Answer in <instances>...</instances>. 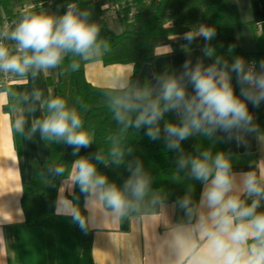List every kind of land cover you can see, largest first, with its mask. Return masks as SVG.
<instances>
[{"label": "clouds", "instance_id": "obj_1", "mask_svg": "<svg viewBox=\"0 0 264 264\" xmlns=\"http://www.w3.org/2000/svg\"><path fill=\"white\" fill-rule=\"evenodd\" d=\"M100 32L91 13L76 3H67L61 15L26 11L11 27L0 29V75L35 81L41 74L47 76L50 70L59 68L66 59L67 70L78 71L81 60L100 58L108 51ZM215 36V28L204 24L182 36L188 42L185 48L197 37L204 39L202 52L212 60L207 65L201 59L193 65L188 59L179 74L154 73L144 84L133 79L135 65H129L128 72L104 93L118 127V132L107 138L106 153L98 150L79 155L82 148L94 143V134L85 127L77 107L69 106L51 87L47 94L37 87L4 90L10 98V111L17 114L12 121L15 134L31 141L39 133L47 145L70 146L77 157L70 168L54 163L46 169L47 177L61 178L54 201L57 216L70 217L87 233L103 219L121 224L138 219L143 223L145 217L166 209V197L153 189V177L142 160H126L133 149L124 146V134L129 129L146 128L144 134L150 140L163 138L168 150L179 153L177 173L182 171L183 178L202 184L198 201L193 199V185L189 184L185 194L173 202L172 208L183 213L182 219L157 245L154 259L159 264H264V167L258 161L250 170L236 172L231 152L214 153L212 148L197 144L195 154H187L181 147L182 141L193 136L235 141L238 147H247L249 134L264 139L248 108L249 103L259 108L264 102V59L257 65L254 60L235 56L229 63L208 43ZM154 51L157 55L169 54L172 48L157 45ZM233 74L239 95L232 83ZM169 112L176 114L178 122L164 119ZM218 132L226 135L217 136ZM10 159L13 167L9 169L19 170L18 153ZM99 164L125 165L129 175L122 186L117 185L99 171ZM77 187L84 197L83 209L76 202L80 198L75 193ZM4 222L12 221L0 215V223ZM129 264H144V258L131 256Z\"/></svg>", "mask_w": 264, "mask_h": 264}, {"label": "trees", "instance_id": "obj_2", "mask_svg": "<svg viewBox=\"0 0 264 264\" xmlns=\"http://www.w3.org/2000/svg\"><path fill=\"white\" fill-rule=\"evenodd\" d=\"M23 1V0H16ZM40 6L28 10L13 8L15 0H0V29L12 20L18 19L24 12L38 9L48 0H38ZM76 3L81 10H88L91 18L101 27L100 37L109 45L108 51L100 58L104 64L135 65L136 76L143 63H149L154 73H171L170 65L164 64L160 68L153 67L155 59L156 39L163 35L182 34L197 25L204 24L214 27L216 36L210 42L215 48L217 55L223 56L229 63L235 56L245 58L252 56L257 65L262 60L261 53L244 52L238 42L237 31L244 24L235 4L231 0H107L109 6L115 8L118 27L111 28L105 16V9L96 0H50L51 5H56L64 13L67 3ZM203 38L199 37L198 46L205 45ZM231 47V52L229 48ZM214 59V58H213ZM68 60L60 66L62 80L57 86V94L65 98L69 106L77 107L85 127L94 134V143L88 148H82L79 155L86 156L94 154L98 150L105 153L109 147L108 137L118 132V127L112 118L110 108L104 95L109 87L92 85L84 76V60L80 61L78 71L67 70ZM147 79V80H145ZM15 78L8 83H2L0 76V88L11 89ZM150 82L143 77L140 84ZM236 94L239 95V85L236 83L235 74L232 79ZM4 110H10V98L3 106ZM255 124L259 130H264V102L259 108L253 107ZM165 120L178 122L174 112L165 114ZM163 127V121H161ZM146 128L138 131L129 129L124 134V146L133 149L128 159L139 158L145 169L153 177L152 187L161 191L167 203H173L178 197H182L187 191L188 185H193V199L198 201L202 184L199 181L188 180L181 171L177 173L176 160L179 153L168 150L163 138L157 141L150 140L144 133ZM215 140V143L213 142ZM201 144L204 148H212L213 152L225 151L224 141L209 140L205 137L193 136L181 142V147L187 154H195V145ZM49 147L48 157L38 164L31 165L30 180L23 186L20 198V206L24 215L25 225L28 227L41 226L44 232L47 256L49 264L53 263L55 254L54 243V201L57 195L61 178H50L46 176V169L50 164L64 163L66 168L77 157L72 155V147L63 144L47 145ZM98 169L106 174L111 182L117 185L123 184L129 173L125 165L119 167L112 165L104 167L99 164ZM67 174V173H66ZM179 175V178L175 176ZM56 185V187H52ZM80 198L76 201L83 209L84 197L75 190ZM72 198L71 196L69 197ZM264 210V206L261 208ZM183 213L179 209L174 211V220L180 222ZM123 222L122 227L126 226ZM72 236L79 249L84 253L90 252V230L84 233L79 226L73 223Z\"/></svg>", "mask_w": 264, "mask_h": 264}, {"label": "crops", "instance_id": "obj_3", "mask_svg": "<svg viewBox=\"0 0 264 264\" xmlns=\"http://www.w3.org/2000/svg\"><path fill=\"white\" fill-rule=\"evenodd\" d=\"M96 1L105 9V16L114 17L113 7L109 6L107 0ZM231 1L235 4L244 22L243 25L250 27L252 35L251 43L248 41L246 44L240 42V34L237 36L241 49L250 54L261 53L264 49V0ZM49 2L50 0L30 12L63 14L56 5H51ZM35 6H40V1L15 0L13 4V8L18 10H28ZM13 21L6 25L11 27ZM174 36L176 39H168ZM182 36L183 33L171 34L156 39L155 48L157 45H168L172 48V52L155 54L154 68H160L168 63L171 73L179 74L185 60L191 59L193 65L198 59L203 60L205 65L212 62L204 56L202 48L198 46L199 37L185 48L184 45L188 42ZM243 46H247L246 49ZM250 57L252 60L253 57ZM129 65L131 63L104 64L100 59L95 58L85 61L84 76L92 85L110 88L128 72ZM61 80L59 67L50 70L47 76L41 74L35 81H31L30 78L28 80L16 79L12 88L14 91H23L37 87L47 94V89L51 87L56 95L57 86ZM4 90L0 88V169H2L0 170V215L12 222L0 223V264H49L43 229L38 225L26 226L20 206L22 188L31 177V165L33 162L41 164L49 155V147L40 140L39 133L31 141L14 133L12 121L17 114L3 109L9 99L6 94H3ZM188 91L192 93L191 85L188 86ZM248 108L254 115L251 103L248 104ZM36 115L39 116L40 113L37 112ZM224 135L226 134L217 133V136ZM247 141V147H238L235 141L224 142L225 151L233 154V170L236 172L248 171L258 161L261 167H264V139L260 141L257 134L253 133L247 136ZM16 153L20 158L17 165L19 170H11L9 168L13 167V162L10 158ZM201 191L202 187L200 194ZM167 204L166 209L145 217L143 223L138 219H132L127 220L126 226L122 227L119 222L113 223L108 219H103L97 227L89 229L91 232L89 253L81 251L74 240L71 218L57 216L54 209L55 254L52 264H129L131 256H143L144 264H159V261L154 259L156 247L165 239L168 230L179 223L174 220L173 203Z\"/></svg>", "mask_w": 264, "mask_h": 264}, {"label": "rangeland", "instance_id": "obj_4", "mask_svg": "<svg viewBox=\"0 0 264 264\" xmlns=\"http://www.w3.org/2000/svg\"><path fill=\"white\" fill-rule=\"evenodd\" d=\"M16 7V5L14 6ZM115 8H113V13L112 15L114 17H109V15H106V20L108 22V25L111 27V28H116L118 27V23H117V18H116V14L114 12ZM250 27L248 25H242L241 28L237 31L236 35L239 36L240 34V42H244V44H246V42H250L251 43V37L252 35L250 34ZM244 47V46H243ZM247 46L244 47V49H246ZM246 61H251V57L248 56L246 58ZM147 80V79H145Z\"/></svg>", "mask_w": 264, "mask_h": 264}, {"label": "water", "instance_id": "obj_5", "mask_svg": "<svg viewBox=\"0 0 264 264\" xmlns=\"http://www.w3.org/2000/svg\"><path fill=\"white\" fill-rule=\"evenodd\" d=\"M152 75H153V72L151 70L150 64L149 63H143L142 66L140 67V70H139L135 80L139 81V83H140L142 78L145 76L151 81Z\"/></svg>", "mask_w": 264, "mask_h": 264}, {"label": "built area", "instance_id": "obj_6", "mask_svg": "<svg viewBox=\"0 0 264 264\" xmlns=\"http://www.w3.org/2000/svg\"><path fill=\"white\" fill-rule=\"evenodd\" d=\"M261 56H262V59H264V49H263V51L261 52ZM256 61L255 59H252L251 61ZM250 61V62H251ZM1 76V81H2V83H8V82H10L11 81V79H12V77H10V76H4V75H0Z\"/></svg>", "mask_w": 264, "mask_h": 264}]
</instances>
